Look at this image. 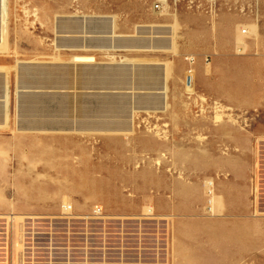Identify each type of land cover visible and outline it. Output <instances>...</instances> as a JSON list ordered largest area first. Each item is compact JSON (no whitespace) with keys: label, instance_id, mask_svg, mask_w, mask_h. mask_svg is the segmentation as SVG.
Instances as JSON below:
<instances>
[{"label":"rangeland","instance_id":"374dc122","mask_svg":"<svg viewBox=\"0 0 264 264\" xmlns=\"http://www.w3.org/2000/svg\"><path fill=\"white\" fill-rule=\"evenodd\" d=\"M8 5L0 214L97 203L118 218L81 247L110 249L104 264H134L138 252L141 264H264V0ZM228 20L251 24L235 34L246 50ZM46 85L51 96L27 93ZM144 208L153 232L138 239ZM16 243L10 234L0 249Z\"/></svg>","mask_w":264,"mask_h":264},{"label":"built area","instance_id":"2783aa9c","mask_svg":"<svg viewBox=\"0 0 264 264\" xmlns=\"http://www.w3.org/2000/svg\"><path fill=\"white\" fill-rule=\"evenodd\" d=\"M38 208L21 214L16 229L12 223L16 214H0V240L9 239L10 234L18 239L16 249H0V254L7 260L14 256L17 264H93L92 261L98 257L104 264L108 256L113 255L110 249L81 247V244L92 245L97 236L105 238L107 231L112 230L109 221L118 217L104 207L86 201L61 200L51 211L42 205ZM148 214L141 215L144 219H135L132 230L134 235L141 234L138 239L152 235L153 227L151 229L148 222L152 215L151 212ZM76 238L80 242L78 248ZM134 256V264H141L140 252L134 253Z\"/></svg>","mask_w":264,"mask_h":264},{"label":"crops","instance_id":"0c3cea01","mask_svg":"<svg viewBox=\"0 0 264 264\" xmlns=\"http://www.w3.org/2000/svg\"><path fill=\"white\" fill-rule=\"evenodd\" d=\"M2 2H3V0H0V32L1 31H4L5 28L8 29V26L6 27L5 26V23H4V25L2 24V19L4 20V22H6V21L8 22V19H9V5H8V0H4V5H5V14H4V17L2 15V7H1L2 6ZM5 18H6V21H5ZM228 23H229L228 26H227L228 27V29H227L228 30V35L234 37L233 40H234V43H235L236 47H241L243 49V51L246 50L247 49V46H248L247 45L248 44L247 39H241V40H239L236 43L235 42L236 41L235 40V34H236V30L238 28L249 27L251 24H248V23L239 24V22H233V21H230V20H228ZM241 33H247V31L246 30H242ZM2 36H3V34L0 36V46L5 47L6 46V40H7L6 38L7 37H2ZM258 38H259V36H257V34L253 35V43L254 44L257 43ZM5 49H3V50H5ZM21 68H25L26 69V67H22V66H21ZM197 68L199 70L201 69L203 72H207V70L204 67L200 66V65H197ZM24 72L25 71H21V73H20V77L21 78L22 77L25 78L24 77ZM2 84H3V81L0 80V94H2V96H3L4 95V92H3V85ZM0 124H2V120H0ZM149 209H150V212H151L152 209L151 208H149ZM145 215H147V214H145ZM20 216L21 215L16 214L15 217H13V219L16 222H18L21 219ZM13 228L16 229L17 228V225L14 226ZM16 246L18 247V243H16ZM175 249H177V248L175 247ZM14 263L17 264L16 262H14Z\"/></svg>","mask_w":264,"mask_h":264},{"label":"water","instance_id":"95a60500","mask_svg":"<svg viewBox=\"0 0 264 264\" xmlns=\"http://www.w3.org/2000/svg\"><path fill=\"white\" fill-rule=\"evenodd\" d=\"M90 20H95L97 21L98 19H90ZM79 34V33H78ZM90 36L92 35H96V34H88ZM36 66V65H34ZM48 85H46V87H37V88H28L26 89L27 90V93H32L34 95H37V96H51L52 94H48L46 92H43L45 91L44 89L47 88ZM24 89V88H23ZM92 90H99V91H102L99 95L100 96H105V95H110V96H114V95H117V94H126L124 91H119V90H115V89H111V88H92ZM137 91H139L138 89H135ZM140 91H143V90H140ZM61 96V95H59ZM79 96H88V98H90V100H92L94 98L95 95H79ZM126 96H131V94L127 95ZM67 100H71L72 97H66Z\"/></svg>","mask_w":264,"mask_h":264},{"label":"bare ground","instance_id":"6f19581e","mask_svg":"<svg viewBox=\"0 0 264 264\" xmlns=\"http://www.w3.org/2000/svg\"><path fill=\"white\" fill-rule=\"evenodd\" d=\"M160 1L162 2V4L165 3V0H160ZM53 44H54V43H53ZM55 45H57V44L55 43ZM56 47H57V46H56ZM105 55H106V54H105ZM116 55H117V54H116ZM109 56H110V55H109ZM79 60H81V58L76 59V61H79ZM108 60H109V59H108ZM70 61H71V62H74V61H72V60H70ZM109 62H110V63H116V64H113V65H115V66H116V65H119V68H118V69H124V67L122 66V62H118V61L116 62L115 60H109ZM131 70L134 71L135 69H134L133 67H131ZM135 74H136V73H135ZM91 75H93V74H90V73L88 74L89 77H91ZM220 117H221V116H220L219 114H216L215 117H214V120H215V121H219V120H220ZM208 185H209V188H210L211 183H209ZM209 188H208V189H209ZM208 189H207V190H208ZM209 202H210V204H212V198H210ZM148 212H150V209H149V208H145V209H144V213H148ZM147 215H149V214H147Z\"/></svg>","mask_w":264,"mask_h":264}]
</instances>
